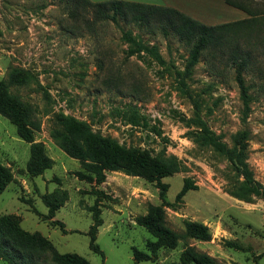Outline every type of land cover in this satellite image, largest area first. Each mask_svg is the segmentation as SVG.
<instances>
[{"label": "rangeland", "instance_id": "obj_1", "mask_svg": "<svg viewBox=\"0 0 264 264\" xmlns=\"http://www.w3.org/2000/svg\"><path fill=\"white\" fill-rule=\"evenodd\" d=\"M166 1L208 24L248 17L223 0ZM245 2L264 11V0ZM87 24L82 18L74 20L62 0H0V79L9 66L18 65L35 74L49 92L50 100L35 85L11 87L36 107L41 128L33 142H42L54 161L43 174L30 176L26 166L32 142L22 139L16 125L0 113V161L13 175L0 194V215H16L25 230L40 232L59 252L78 253L91 264H134L132 246L153 255L138 264H183L181 255L188 247L223 264H264V44L253 52L252 70L244 72L251 99L243 120L235 68L203 54L189 69V47L176 36L154 35L122 19L118 24ZM261 25L264 29V15ZM128 30L154 45L162 60L144 51L130 55L123 37ZM194 100L228 146H245L246 161L261 183L258 191L224 155L195 141L197 128L187 122ZM130 109L145 116L149 126L128 122L125 113ZM60 113L88 122L122 146L176 157L180 170L162 178L167 184L164 200L155 182L122 171H107L100 184L80 179L82 163L51 135ZM184 184L190 189L177 199ZM57 188L67 199L48 218L43 197ZM96 203L103 219L96 242L103 255L90 247L88 233ZM149 203L164 205L168 225L179 234H184L186 220L200 221L209 227L211 239L183 237L175 248L152 253L147 243L156 238L135 222ZM0 264L11 263L0 257Z\"/></svg>", "mask_w": 264, "mask_h": 264}, {"label": "trees", "instance_id": "obj_2", "mask_svg": "<svg viewBox=\"0 0 264 264\" xmlns=\"http://www.w3.org/2000/svg\"><path fill=\"white\" fill-rule=\"evenodd\" d=\"M68 9V14L74 19L82 18L83 22L93 23L111 20L119 23L122 19L140 27V29L163 36H176L189 47L190 55L188 68L190 69L200 61L203 54H208L219 62L235 68L236 80L240 89L243 103V120L250 113L249 85L246 83L244 72L252 70L254 66L253 52L264 44L261 32L262 9L253 8L245 0H223L230 6L243 10L248 17L233 21L207 24L180 9L163 4L146 3L132 0H62ZM87 13L92 18H88ZM87 24V25H88ZM79 27L78 23L74 24ZM124 39L129 42V54L147 52L162 60L157 48L150 46L133 36L132 31L123 33ZM240 41L243 42L240 43ZM35 85L46 99L50 94L35 74L18 65L8 68L7 76L0 79V113L16 125L18 135L32 142L30 157L27 162V171L30 176H38L47 168L53 166V159L46 153L42 142H33L34 135L41 128V121L37 118V109L30 101L24 100L19 94L12 92V86ZM194 113L187 122L196 126L193 132L195 141L200 145L211 146L224 155L237 169L244 180L258 191L261 183L254 178L252 169L245 157V146H228L226 142L210 127L200 111L196 100L193 101ZM131 110V111H130ZM127 115L128 122L133 125L149 126L148 119L136 109H130ZM48 113L49 110L47 109ZM57 127L51 131L53 139L58 146L69 156L80 160L84 171H79L80 179L97 184L106 181L107 171H122L128 175L143 177L155 182L161 188V198L164 200V189L167 184L162 178L180 170V163L174 156H154L146 149L126 147L120 145L115 139L95 132L91 125L83 120L64 114H56ZM155 132L160 134L154 127ZM13 180L10 167L0 161V194ZM190 189L184 184L176 195L182 198ZM44 202L48 207V218H54L66 202V193L57 188L44 195ZM91 207L93 211V224L90 227V247L99 254H104L96 242L99 226L103 224L99 203ZM135 222L149 231L155 240H148L147 246L152 253L162 247L175 248L183 237L199 240H210L209 227L200 221H185V231L181 235L173 230L167 223L164 205L149 203L147 212L137 215ZM64 228V223L59 222ZM134 264L142 260H152L153 255L132 246ZM0 257L11 264H91L84 256L78 253H61L52 241L40 232L25 230L19 218L14 214L0 215ZM183 264H223L206 252L198 251L194 247L186 248L181 255ZM240 264V263H234Z\"/></svg>", "mask_w": 264, "mask_h": 264}, {"label": "crops", "instance_id": "obj_3", "mask_svg": "<svg viewBox=\"0 0 264 264\" xmlns=\"http://www.w3.org/2000/svg\"><path fill=\"white\" fill-rule=\"evenodd\" d=\"M95 1H98V0H95ZM132 1H140V2H146V3H153V2H149V0H132ZM163 1V0H162ZM155 4H163V5H169V6H173V7H176V8H178V9H180L179 8V6H177V5H171V4H168L167 3V1L166 0H164L163 2H158V3H155ZM227 4V3H226ZM233 7V6H232ZM233 8H235V7H233ZM238 9V8H237ZM239 10H241V9H239ZM241 11H243V10H241ZM244 12V11H243ZM208 24V23H207ZM215 24V23H214Z\"/></svg>", "mask_w": 264, "mask_h": 264}]
</instances>
